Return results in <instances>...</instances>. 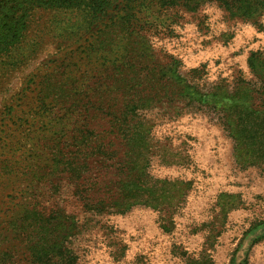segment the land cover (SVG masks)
Wrapping results in <instances>:
<instances>
[{"label":"rangeland","instance_id":"obj_1","mask_svg":"<svg viewBox=\"0 0 264 264\" xmlns=\"http://www.w3.org/2000/svg\"><path fill=\"white\" fill-rule=\"evenodd\" d=\"M132 7L38 9L1 59L0 264H264V0ZM72 77L128 112L103 142L135 167L102 168L92 196L53 175L74 115L32 99Z\"/></svg>","mask_w":264,"mask_h":264},{"label":"trees","instance_id":"obj_2","mask_svg":"<svg viewBox=\"0 0 264 264\" xmlns=\"http://www.w3.org/2000/svg\"><path fill=\"white\" fill-rule=\"evenodd\" d=\"M137 1L120 0L118 3L117 0H0V61L24 42L32 14L38 9L88 7V10L99 18L115 9L135 10L136 8H133L132 5L136 4ZM116 3H118V8L115 6ZM113 15L114 21L110 19L112 24L122 18L121 15ZM103 27L106 28V24ZM74 67L76 66L74 65ZM67 81L69 82L63 84L58 80V85L53 84L54 86L47 79L39 82L35 86V97L32 99L36 102L38 116H46V113L52 114L55 107L60 110L66 109L59 113L63 121L67 122L69 116L74 115V119L66 125L70 127L71 137L69 136L65 140L66 137L62 134L66 131L64 129H59L52 134L58 140H63V142L54 141L52 143L51 150H53V162L55 164L53 175L57 171L59 176H65L73 188L75 197L82 193L92 196L94 189L101 180L102 168L106 170V168L115 167L119 171L120 169L121 171L128 169L133 171L135 167L134 159L123 161L125 159L118 158L120 150L115 147L114 143L104 144L103 142L108 136H111L115 143L118 142L119 136L120 140H125L128 112L118 104L119 102L113 98L114 96L106 99L88 92H79V87H88L86 84L79 83L80 78L74 79L72 77L71 80ZM93 98H96L100 103H93ZM66 103L69 104L68 107H66ZM91 106H97V108ZM78 108L82 109V112L77 113ZM91 112L93 113L91 114ZM96 116H103V122L94 124L97 119ZM16 119L18 121L13 125L18 128L23 127V120ZM227 123L225 118V123L222 122L225 129ZM106 124L109 127V132L98 130ZM118 127H121L122 130ZM138 165L141 164L138 163ZM53 175L52 177H54ZM134 203L137 205V202ZM134 203L128 204L129 207L133 206ZM42 221L47 222L49 220Z\"/></svg>","mask_w":264,"mask_h":264}]
</instances>
